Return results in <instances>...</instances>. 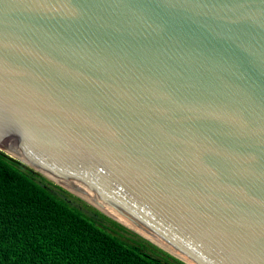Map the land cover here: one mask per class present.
<instances>
[{
  "label": "water",
  "instance_id": "water-1",
  "mask_svg": "<svg viewBox=\"0 0 264 264\" xmlns=\"http://www.w3.org/2000/svg\"><path fill=\"white\" fill-rule=\"evenodd\" d=\"M0 161L183 264H264V0H0Z\"/></svg>",
  "mask_w": 264,
  "mask_h": 264
},
{
  "label": "trees",
  "instance_id": "trees-1",
  "mask_svg": "<svg viewBox=\"0 0 264 264\" xmlns=\"http://www.w3.org/2000/svg\"><path fill=\"white\" fill-rule=\"evenodd\" d=\"M0 264H183L0 161Z\"/></svg>",
  "mask_w": 264,
  "mask_h": 264
}]
</instances>
